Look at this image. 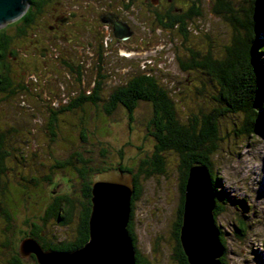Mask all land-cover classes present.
Segmentation results:
<instances>
[{"label":"rangeland","instance_id":"rangeland-1","mask_svg":"<svg viewBox=\"0 0 264 264\" xmlns=\"http://www.w3.org/2000/svg\"><path fill=\"white\" fill-rule=\"evenodd\" d=\"M79 1L61 0L60 5L54 7L60 12L61 7L66 8L72 2ZM191 1L184 0L183 8ZM254 1L228 0L231 6L229 9L241 14L240 11L247 12ZM109 2L118 8L122 0ZM195 7L201 12L200 18L188 21V27L184 31L174 28L169 32L161 31L153 16L145 14L142 7L137 9L133 5L127 9L125 16L134 31L129 43L139 50L124 52L119 46L123 47L125 44H107L106 38L103 49L111 52L104 56V68L110 73L106 84L113 85L114 76L125 77L130 73H127L131 69L130 63L142 59L145 60L142 64L150 66V70L153 68L151 71L162 69L159 73L154 72L156 76L167 77L162 79V83L171 87V97L178 118L185 120L190 114L200 113L202 110L209 113L214 110L215 104L211 95L215 94V85L209 76L192 66L184 70L181 64H189L191 58L197 61L205 56L211 61H221L234 31L222 16L213 13L212 0H198ZM44 21H47V25L51 24L48 14L43 13L25 30L24 36L14 39L12 49L17 57L10 61V67L14 72V81L25 86L26 91L4 100L0 96V128L3 132L8 126L19 129L5 148L9 154L5 175L9 191L3 194L2 201L11 209L15 207V210L13 219L8 222L0 217V262L8 258L11 249L19 246L30 222L35 221L40 225V216L53 195L71 194L73 188H78L76 175L71 171L55 172L52 180L48 184L44 183L40 191L33 190L28 184H22V178L39 177L56 160L63 161L73 153L82 152L85 158L89 157L92 164L97 166L112 168L120 162L126 167L136 169L142 159L150 158L154 148V141L147 134V122L151 116V107L147 103L137 105L131 120L121 107L110 118L98 114L104 121L103 118H96L98 115L93 114L90 109L88 115L91 121L86 118L82 124L90 122L87 133L94 134L82 142L79 140L76 112H63L59 115L61 117L56 140L51 141L49 128L45 124L49 118L48 109L50 106L53 109L64 106L66 92L78 88L80 81L67 73L68 70L61 61V48L68 55L71 52L67 47L59 44L52 48H56L59 55L53 50L49 53L44 51L47 55L39 52L41 48L49 49L43 37L47 31L44 29ZM4 29L8 33L13 31V27L7 25ZM78 30L75 44L83 46L85 44L82 41H86L88 34L81 32L80 28ZM116 47H119V57L114 52ZM84 51V48H79L73 55L78 60L81 57L82 60L86 57L90 59L92 54ZM93 63L91 60L85 63V69H89L91 74L94 72ZM146 66L142 68L146 69ZM35 67L37 70H34ZM196 88L202 89L205 95L196 97L193 93ZM19 94H23L22 97ZM240 119L239 115L231 114L220 119V143L216 155L213 156V168L219 175L222 191L229 200H243L246 210L242 209L241 203V208L229 204L225 212L217 218L216 225L225 234L226 264H264V136L247 140L240 137L236 129ZM102 151L106 153L102 155ZM161 157L163 172L141 179V195L133 204L132 226L137 250L150 264H176L173 227L180 201V159L171 151L163 152ZM239 218L245 219L247 223L243 240L233 234ZM44 231L45 234L64 232L55 225L45 228ZM5 240L10 244L7 248L1 246Z\"/></svg>","mask_w":264,"mask_h":264},{"label":"trees","instance_id":"trees-1","mask_svg":"<svg viewBox=\"0 0 264 264\" xmlns=\"http://www.w3.org/2000/svg\"><path fill=\"white\" fill-rule=\"evenodd\" d=\"M29 1L30 7L25 14L19 20L7 25L13 27L12 32L8 33L6 29H0V96H2V100L26 91V87L16 83L13 78L14 72L10 67V61L17 56L12 47L14 39L24 36L25 30L32 26L39 16L44 13L42 11L47 4L44 0ZM197 2L198 0H193L189 7L187 5L185 11L168 22V25L173 26L178 23L180 31L187 29L188 21L191 22L201 16L200 10L195 7ZM212 3L213 13L222 16L234 31L230 45L225 48V55L221 61H211L208 56L201 57L202 59L197 61L191 58L189 64L183 63L181 68L185 70L192 66L202 70L209 76L211 82L215 85V94L211 95L215 104L214 110L209 113L202 110L199 111L200 113L190 114L185 120L178 118L174 100L171 97V87L169 88L167 83H162V79L167 77L156 76L154 72L159 73L162 69L151 71L153 68L150 70V66L142 64L145 60H136L134 63H130L135 71L134 74L112 78L113 85H107L106 83L110 78L108 74L103 72L101 64L104 57L101 54H98L99 64L96 78L90 83L88 81L85 87L79 85L78 88L66 92V97L63 100L65 102L64 106L58 109H53L50 106L48 109L49 118L45 124L49 128L48 133L51 141L56 140L58 135V123L61 117L59 115L63 112H76V125L80 134L79 140L82 142L94 134L87 133V125L90 122L85 125L82 124V121L86 118L91 121V117L88 115L90 109L93 110V114L96 113L110 118V115L121 107L126 111L128 119L131 120L137 105L147 103L151 107V116L147 122V134L152 137L154 148L150 158L142 159L136 169L126 167L120 162L112 168L97 166L92 164L89 157L85 158V154L82 152L73 153L63 161L56 160L47 169V172L43 175L40 174L39 177L22 178V184H28L36 191L42 190L44 183L48 184L52 180V175L57 171H71L77 178L78 188H73L71 194L53 195L46 203L40 216V225L34 224L32 229L28 228L27 232L31 237L37 239L40 243L42 242L45 249L70 252L86 243L91 208L92 178L103 171L119 169L130 173L133 181L131 212L127 231L135 249V264H150L137 250V240L132 226L133 204L141 195V179L148 178L154 173H162L164 164L161 154L165 151H171L180 159L178 166L180 201L173 227L175 262L176 264H188L178 241V233L181 226L184 190L189 169L195 164H200L207 168L210 176L214 204L212 219L222 249V255L218 260L220 264H226L224 261L227 251L225 234L216 225V220L225 212L226 207L230 206L229 204L235 205V208H241L239 206V203H241L242 209L246 210V208L243 200H235V198L229 200L226 193L222 191L220 177L213 168V156L216 155L220 143V119L227 114L241 117L239 127L236 128L240 137L247 140V138L253 139L257 136H264V1L255 0L248 11H240L241 14L229 9L231 6L228 0H212ZM52 50L57 52L58 55L60 54L56 48L48 49L47 52L49 53ZM100 51L99 53H101ZM61 61L66 67L67 62L63 55H61ZM143 66H146V69H143ZM36 68L34 70H37ZM76 79L82 84L83 81L80 80L79 76ZM92 83L93 90L89 88ZM193 93L196 97L205 95L200 88H196ZM19 95L22 97L23 94ZM99 115L96 118L99 117L102 120L103 117ZM10 127L8 126L5 132L0 128V195H2L0 196V217L4 218L6 222L13 219L15 207L11 209L8 204L2 201L4 199L3 194L9 191V184L5 179L9 154L5 148L8 141L15 138L12 135L19 132L18 128ZM52 128L55 130L52 131ZM105 153V151H102V155ZM22 186L24 187V185ZM54 223L69 225V230L72 233L68 241L55 243L49 237L51 233L45 234V228L52 226ZM246 232L247 223L245 219L239 218L236 221L233 234L236 238L243 240ZM28 233L24 236H27ZM3 245L8 247L6 242Z\"/></svg>","mask_w":264,"mask_h":264},{"label":"water","instance_id":"water-1","mask_svg":"<svg viewBox=\"0 0 264 264\" xmlns=\"http://www.w3.org/2000/svg\"><path fill=\"white\" fill-rule=\"evenodd\" d=\"M28 0H0V29L19 20ZM115 38L124 40L128 27L113 14L106 21ZM133 181L130 173L110 169L96 174L91 182L88 240L71 251L44 250L36 240L23 239L19 254H32L37 264H135V249L128 234ZM213 195L207 168L190 167L184 190L178 241L188 264H220L222 249L214 228Z\"/></svg>","mask_w":264,"mask_h":264},{"label":"flooded vegetation","instance_id":"flooded-vegetation-1","mask_svg":"<svg viewBox=\"0 0 264 264\" xmlns=\"http://www.w3.org/2000/svg\"><path fill=\"white\" fill-rule=\"evenodd\" d=\"M60 1L61 0H44L45 3L47 2V4L44 6L42 12H44L45 14H48V20L49 22H51V24L49 25H47V21L43 22L44 29L47 30L43 36L44 41L47 44L49 49H52L59 44H62L65 47H67L68 50L71 51L68 55L61 48L62 55L64 59H66V62H67L66 64V69L68 70L67 73L69 75H74L75 78H78L79 76L80 80H84V82H82V84L80 85L82 87H85L88 84V81L90 83L97 76L96 72H97V67L99 64L98 54H101L104 57L105 54L111 53L103 49L106 38H107V41H106L107 44L108 42L125 44V46L123 47L119 46L120 49L124 50V52H129V51L132 52V51L139 50V49H134L133 46L130 45L129 43L130 40L134 36V31L132 30V25L129 19L125 16L127 13L126 12L127 9H129L130 7L132 8L133 5L138 7L137 9L142 7L144 9L143 12H145V14L149 16H153L155 24L160 29H162L161 31L169 32L174 28H177L178 30V23L174 24L173 26H169L168 22L173 20L180 13L184 12L186 9V6L188 5L189 7V4H191L193 0L190 3L186 4L185 8H183L184 0H122V2L120 3V7L118 8H115L112 5V3L109 2V0H97V3H95V0H80L79 2H72L66 8L61 7V10L59 12L58 9L54 7V5H60ZM66 1H71V0H66ZM29 7H30V1H29L28 8ZM62 12L63 14H61ZM110 14H113L115 17L118 18L119 21H122L128 27L129 33L126 39L120 40V39L115 38L113 30H112V26L106 22ZM79 28L81 32L83 31V33L88 34V36L85 38L86 41L84 40L82 41L85 44L83 46L75 44V41L78 39V32H79L78 29ZM119 47H116L114 51L117 57H119L118 56ZM79 48H84L85 49L84 52L92 54L91 58L88 59V57H86V59H83V60H82L83 57H81V60H78L77 58H75L73 53L75 50ZM40 51L42 53L44 51L47 52V49L41 48L39 52ZM99 51L101 53H99ZM105 59L106 57H104V61L101 64L102 69L105 74H110L109 71L105 70L104 68V64L106 61ZM89 60H91V62H94L92 64V70H94L92 74L89 69H85V63ZM139 60H142V59H139ZM130 68L132 69L133 67L130 66ZM131 69H129L127 73L130 72L129 74H134L135 73L134 69L132 70ZM126 76H128V74ZM112 78H117V76H114ZM89 88L93 90L94 88L93 83ZM34 224H37V222L35 221L30 222L28 228L32 229V226ZM53 225H55V227L58 228L59 230L61 228V230L64 232L62 234L52 233L49 236L51 238V241L54 240L55 243H62L70 239L72 232L71 230H69V225H66V224L61 225V224H55V223ZM26 238H32V237L28 233L27 236L21 237V241ZM34 240H36V242L44 250L61 251V250H54V249H45L42 245V242L40 243L37 239H34ZM5 242L8 244V246H10L9 241L5 240L3 243H1L2 247L7 248L3 245ZM11 250L12 251L8 255V258L0 262V264H37V261L32 254L26 257H22L19 254V246L14 247ZM61 252H67V251H61Z\"/></svg>","mask_w":264,"mask_h":264}]
</instances>
